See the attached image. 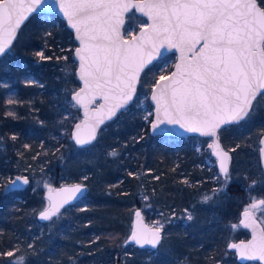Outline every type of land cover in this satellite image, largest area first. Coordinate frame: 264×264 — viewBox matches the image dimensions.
<instances>
[{"label": "trees", "instance_id": "trees-1", "mask_svg": "<svg viewBox=\"0 0 264 264\" xmlns=\"http://www.w3.org/2000/svg\"><path fill=\"white\" fill-rule=\"evenodd\" d=\"M258 1L264 5V0ZM132 14L133 21L127 19L125 29L129 24L138 25V20L145 21ZM76 47L64 20L39 13L30 18L12 49L0 58V252L14 250L13 257H0V264H10L19 256L26 257L24 264H72L73 260L75 264H144L153 250L125 244L138 208L176 214L171 223L164 219L166 239L154 264H242L228 243L247 239L249 232L240 229L241 233L232 237L230 225L240 222L241 213L254 199H264V170L259 158L264 99L255 101L246 122L220 131L224 148L231 149V180L226 196L202 203L205 193L220 187L211 182L212 172L204 164L210 153L198 154L192 147L199 138L196 136L151 135L150 125L134 113L139 110L136 101L107 123L89 147L73 142L72 129L82 118L77 106L67 104L71 90L80 87ZM37 52L52 59L42 60ZM154 68L145 71L141 83L146 76L153 75V85L159 80L160 72ZM29 79L43 87L26 84ZM6 110L14 111L18 118L5 115ZM13 135L16 140L11 139ZM113 150L116 157L109 155ZM20 175L29 178L28 185L6 190L9 179ZM254 180L257 183L252 185ZM78 182L86 184V195L64 208L60 219L40 222L45 188ZM184 209L193 214L192 221L177 219L184 216Z\"/></svg>", "mask_w": 264, "mask_h": 264}, {"label": "snow or ice", "instance_id": "snow-or-ice-1", "mask_svg": "<svg viewBox=\"0 0 264 264\" xmlns=\"http://www.w3.org/2000/svg\"><path fill=\"white\" fill-rule=\"evenodd\" d=\"M45 2L0 0V57H4L10 49L17 30L27 19L26 14L37 12ZM56 2L79 41V47L74 49V53L79 58V79L83 87L78 91L72 89L71 100L67 101L70 108L76 105L84 108L85 119L75 124V132L71 135L75 143L83 146L96 140L97 130L105 120H111L121 109L128 110L127 106L133 101L136 84L144 68L156 57L163 56L161 49H176L180 53V63L175 65V72L168 76L160 75L159 81L152 85L151 99L156 105L154 119L148 120L147 116L144 119L153 132L163 131L161 125H178L185 132L215 137L216 141L210 147L214 148V154L220 161V172L225 179L220 187L212 189L211 194L205 193L201 202L208 203L222 194L226 196L227 185L231 180L227 164L231 157L221 149L218 131L223 125L246 122L254 111L253 102L258 96L264 99V5L258 6L257 0ZM132 8L148 19L137 21L142 28L139 36L125 39L121 33L123 14ZM125 33L131 35V30L125 29ZM197 45H200L198 49ZM187 53H192L191 59ZM35 55L42 60L52 59L44 56L43 52ZM57 59L66 60L67 57ZM25 83L43 87L31 79ZM2 86L7 87V84ZM97 96H101L104 103L90 113L88 105ZM12 102L10 99L9 103ZM5 115L18 118L14 111L6 110ZM152 115V112L148 113V116ZM67 118L66 115L64 119ZM82 129L87 130L86 135H81ZM16 138L15 135L11 137L12 140ZM139 139L144 137L140 136ZM260 142L264 143V139ZM24 147L30 146L25 144ZM259 151L264 156V149ZM109 155L116 157L118 153L113 150ZM84 179L87 180V177ZM28 183L27 177L16 176L9 179V188L6 190ZM256 183L252 181V185ZM61 191L68 195L59 202H52L49 196L48 207L39 213L41 220L51 221L53 217L60 219L63 216L60 209L77 200L76 194H83L85 188L78 183ZM256 210L264 213V199L253 200L250 208L243 212L241 223L244 228L251 229V240L247 243H230L229 247L235 249L241 261H259L264 264V219L257 223ZM136 216L140 217L139 211ZM183 219L192 221L194 217L188 209H184ZM171 222L172 216L167 217L166 223ZM230 227L235 230L239 225L231 224ZM164 228L165 222H158V226L153 228L133 231L125 244L130 240L141 249L150 246L153 251L147 254L144 264H154V258L159 255L160 246L166 239V235H162ZM28 247L34 248L32 244ZM5 255L13 257L14 250L0 252V257ZM32 255H36V252L33 251ZM128 255L125 253L126 257ZM25 259L19 256L10 264H24ZM72 264H75L74 260Z\"/></svg>", "mask_w": 264, "mask_h": 264}, {"label": "water", "instance_id": "water-1", "mask_svg": "<svg viewBox=\"0 0 264 264\" xmlns=\"http://www.w3.org/2000/svg\"><path fill=\"white\" fill-rule=\"evenodd\" d=\"M131 2H133V3H139L140 0H131ZM257 3H258V6H259L260 4H259V1H258V0H257ZM132 12H134L137 16L144 18L145 21L148 19L146 16H144L141 12H139V11L136 10L135 8H132V9L128 10L127 12H125V13L123 14V17H124V24H123V27L121 28V33L124 35V38H125V39H131V37H130V38H127V37L125 36V34H124V28H125V26H126V24H127V18H128V15H129L130 13H132ZM39 13L55 14V15L59 16L62 20H64L65 23L67 24L68 28H69L70 31L72 32L73 36H74V39H75V41H76V43H77V47H79V41L76 40V38H75V30L72 29V28L70 27V25L68 24L67 18L63 15V13H62V12L60 11V9H59V4L56 2V0H46L45 4H43V5L41 6V9H40V10H38L37 12H33V13H30V14H26V15H27V19H25V20L22 22V24L20 25V28L17 30L16 38L12 41V44H11L10 49L8 50V52H9V51L12 49V47L14 46V44H15L17 38H18V35H19L21 29L24 27V25L30 20V18H31L33 15H35V14H39ZM149 23H150V21H149ZM141 30H142V28H140L134 36H139ZM77 47H76V48H77ZM199 47H200V45H197V46H196L197 49H198ZM160 51L163 53V56H162V57H159V56H158V57H156L155 59H153L152 62H151L150 64H148V65L144 68V70L140 73V79H139V81H138L137 84H136V93H135V95H134V97H133V101H131V102L129 103V105L127 106V109L133 104V102H134L135 99H136V96H137V93H138V89H139V86H140V83H141V79H142V76H143L144 72H145L147 69H149L151 66H153L157 61L161 60L162 58H164V57H166V56H168V55L175 54V55H176V61H175V64H174V66H173V69H172V71L170 72L169 75H171V73H173V72L176 71L175 65L178 64V63H180V59H179V57H180V53H179L176 49L168 50V49L165 48V49H161ZM8 52H7V53H8ZM7 53H6V54H7ZM74 55H75V53H74ZM187 55H188L189 59L192 58V53H187ZM0 58H2V57H0ZM75 60H76V62H77L76 75H77L78 81H79V83H80V87L77 89V91H78L80 88L83 87V82L79 79V58L75 57ZM167 76H168V75H167ZM158 81H159V80H158ZM158 81H157V82H158ZM157 82H156V83H157ZM152 91H153V89H152ZM152 91H151V93H150L149 100H150L151 105L153 106V118H152V120H153V119H154L155 106H156V105H155V101H153V100L151 99ZM259 97H260V96H258L257 99H258ZM73 103H75V102L73 101ZM103 103H104L103 98H102L101 96H97L96 99L93 100L92 103H90V104L88 105L89 112H90V113L95 112L96 109H97L101 104H103ZM254 103H255V101L253 102V104H254ZM76 106L80 109V111H81V116H82L81 120H79L78 122H76V124H79V123H81V122L85 119V114H84V108L80 107L79 105H76ZM124 111H125L124 109H121L119 112H117V115H116L115 117H113L111 120H105V123L102 124V125H100V128L97 130V138H96V140L92 141L91 144L80 146V145H77V144L75 143V140H74V139H72L73 142H74L77 146H79V147H89L90 145H92L93 143H95V142L97 141L101 129H102L107 123H110V122L114 121L115 119H117V118L119 117V115H120L122 112H124ZM242 122H243V121H242ZM232 125H236V124H232ZM232 125H223V126L221 127V129L218 131V135H219V133H220L221 130H223V129L227 128V127H230V126H232ZM160 129H163V131H161V130H157L156 132H153V131L151 130V126H150V133H151V135H153V136H157V135H166V136H171V137H175V138H188V137H191V136H196V137H200V138H207V139H210L212 143H214V142L216 141V138H215V137H207V136H201L199 133L185 132L184 129L180 128L178 125H161V126H160ZM74 132H75V125H74V127H73V129H72L71 135H72ZM86 132H87L86 129H82V130H81V135H86ZM262 139H264V134L261 136L260 141H261ZM219 144H220L221 149H222L223 151H225V152H228L229 156L231 157V153H230L229 151H227V150L223 147V144H222L221 139H220V135H219ZM260 149H264V143H261V142H260ZM260 149H259V150H260ZM212 155L216 158V160H217V167H218V170L220 171V161H219L218 157L214 154V148H213V147H212ZM259 158H260V164H261V166H262V168H263V170H264V156H262V154H261L260 151H259ZM230 164H231V159H230V161H229L228 164H227L228 172H229V170H230ZM221 174L224 176L223 173H221ZM78 183H80V184H82V185L84 186L85 191L83 192V194H79V193L76 194L77 197H78V199H77V200H73V201L71 202V204H66L63 208L60 209V211H62L64 208H66V207H68V206H70V205L76 203L77 201H79L80 199H82V198L86 195V193H87V186H86L85 184L81 183V182H78ZM78 183H74V184H78ZM74 184H65V185H61V186L55 187V188H51V189H52L51 192H49V189H47V190L45 191V193H44V197L47 199L48 203H50V201H49V196H51V198H52V202H59L61 199H63L64 196L68 195V193H64V192H62L61 189H63V188H70V187L73 186ZM23 186H25V185L21 184L19 187H23ZM48 205H49V204H48ZM47 207H48V206H47ZM47 207H46V208H47ZM137 211L140 212V217H139V218L136 216V212H137ZM244 211H245V210H244ZM244 211H243V212H244ZM243 212L241 213V219H240V224H241L242 227H243V225H242L241 221L244 219V217H243ZM39 213H40V212H39ZM39 213H38V219L40 220V222H42V223H44V222H48V221L41 220V219L39 218ZM255 215H256V214H255ZM53 218H55V217H53ZM53 218H52V219H53ZM256 218H257V223H259V222H260V219H259L258 217H256ZM144 228H153V227H151V226L148 225V223H147L146 220L144 219V214H143V212L141 211V209L138 208V209H136L135 212H134V215H133V223H132V229H131V232H130L128 238L130 237V235H131V233H132L133 231H139V230L144 229ZM243 228H244V227H243ZM246 229H247V231H248L249 234H250L249 238H247V239H241V240H237V241H230L229 244H230V243H241V242L247 243L249 240H251V238H252V232H251V229H248V228H246ZM128 238H127V239H128ZM229 244H228V249L235 253L238 262H240V263H242V264H246V263H249V262H259V261H241V259H240V257L238 256V254H236L235 249L230 248V247H229ZM126 245H134V246L139 247L138 245L135 244L134 241H130V240H129V242H128ZM145 248H146V249H149V250H152V249L150 248V246H148V245H146ZM259 263L261 264V262H259ZM216 264H221V262H217Z\"/></svg>", "mask_w": 264, "mask_h": 264}, {"label": "rangeland", "instance_id": "rangeland-1", "mask_svg": "<svg viewBox=\"0 0 264 264\" xmlns=\"http://www.w3.org/2000/svg\"><path fill=\"white\" fill-rule=\"evenodd\" d=\"M133 17H134L133 14L130 15V17H128V19H129L128 20V23H130V21L131 22L133 21ZM137 28H138V25L137 24H135L133 26L129 24V28H126V29L131 30V35L126 34L125 31H124L125 36L127 38H130V37L134 36L137 33V31H138ZM175 61H176V55L175 54L168 55V56L164 57L163 59H161L160 61H158L155 64V68L154 69L156 70V72H160V75L167 76V75L170 74V72L172 70L171 67L174 66ZM151 74H153V71H151ZM152 76H150V77H148V76L144 77L145 79L142 81V83H140V86H139V89H138V93H137V96H136V99H135L136 102L134 101L136 103L138 109H139V110L135 109L134 113L136 115H138V116H139V114H141V116L143 118L145 116L149 117L148 116V113L149 112H152L153 113V109L152 110H149L150 108L148 107V102H147V100H149L150 93L152 91V85H153ZM149 102H150V100H149ZM219 135H220V133H219ZM210 144H212V142H211L210 139H207V141H204V140H201V138H198L194 143H192V147L198 152V154H201L202 153V154L206 155L208 152L210 153V155H211L210 157L209 156H205L204 157V164L207 167V170L210 171V173L212 172V177L210 178L211 182H214L215 185L217 183H219V185H220L224 181L225 177L218 170L217 160L212 155V147H210ZM226 150L231 152V149H226ZM231 161H232V154H231ZM231 164H230V167H231ZM215 167H216V171L213 170ZM230 172H231V169L229 170V175L231 174ZM27 185H25L23 187H26ZM18 188H21V187H18ZM45 191H46V188H45ZM259 199H261V198H256L254 200H259ZM48 204L49 203H48V201L46 199L43 209H45L48 206ZM250 205L247 206L245 209L250 208ZM140 209H141V211L144 214V219L146 220V222L148 223V225L151 226V227L158 226V222H165L164 219H166L169 216H172V218L173 217L175 218V215H176V214L174 216H173V214L172 215H162L161 214L162 212H157L153 208H143V209L140 208ZM255 214H256V217H258L260 220L261 219H264V213L256 210L255 211ZM177 219H183V217L180 216ZM240 219H241V216H240ZM183 220L185 222H188L185 219H183ZM237 225H239V227L237 229H235V230L232 229L231 230V236L232 237H235L238 233H241V230L240 229L247 230L246 228H243L241 226L240 222ZM165 228H166V226H165ZM165 228L162 231V235H165ZM230 241H236V240H230ZM228 257H230V254H228ZM249 263H251V262H249Z\"/></svg>", "mask_w": 264, "mask_h": 264}, {"label": "bare ground", "instance_id": "bare-ground-1", "mask_svg": "<svg viewBox=\"0 0 264 264\" xmlns=\"http://www.w3.org/2000/svg\"><path fill=\"white\" fill-rule=\"evenodd\" d=\"M20 176H23V177H27V176H24V175H20ZM28 178V177H27ZM29 179V178H28ZM30 181V180H29ZM81 183H83V182H81ZM83 184H85V183H83ZM86 185V184H85ZM229 244V243H228Z\"/></svg>", "mask_w": 264, "mask_h": 264}]
</instances>
